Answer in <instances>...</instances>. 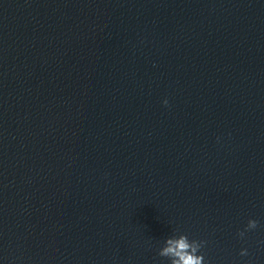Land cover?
I'll return each mask as SVG.
<instances>
[{
    "label": "clouds",
    "instance_id": "1",
    "mask_svg": "<svg viewBox=\"0 0 264 264\" xmlns=\"http://www.w3.org/2000/svg\"><path fill=\"white\" fill-rule=\"evenodd\" d=\"M167 105L168 101L165 100ZM258 227V221L249 219L244 230L238 232V236L243 239L246 232L255 230ZM205 241L189 240L186 234H180L178 238L172 237L166 240L165 247L158 252L160 257L169 258L170 264H205V258L201 253V249L205 246ZM241 256H247V249H242Z\"/></svg>",
    "mask_w": 264,
    "mask_h": 264
}]
</instances>
